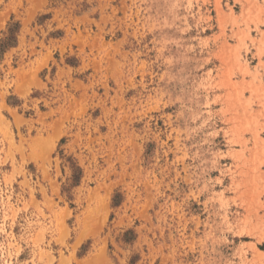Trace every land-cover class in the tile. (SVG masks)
Wrapping results in <instances>:
<instances>
[{
    "label": "rangeland",
    "instance_id": "374dc122",
    "mask_svg": "<svg viewBox=\"0 0 264 264\" xmlns=\"http://www.w3.org/2000/svg\"><path fill=\"white\" fill-rule=\"evenodd\" d=\"M16 24L0 264H264V0H0Z\"/></svg>",
    "mask_w": 264,
    "mask_h": 264
},
{
    "label": "trees",
    "instance_id": "16d2710c",
    "mask_svg": "<svg viewBox=\"0 0 264 264\" xmlns=\"http://www.w3.org/2000/svg\"><path fill=\"white\" fill-rule=\"evenodd\" d=\"M13 26L16 29L10 28L9 35L5 39H3V40L1 39L0 40V50L1 51H3L6 47L10 46L11 44H13L15 42V39H16L15 34H16V31H17L19 25L16 24V25H13Z\"/></svg>",
    "mask_w": 264,
    "mask_h": 264
}]
</instances>
